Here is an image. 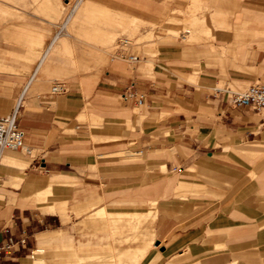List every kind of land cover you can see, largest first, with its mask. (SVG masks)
<instances>
[{
  "label": "crops",
  "instance_id": "1",
  "mask_svg": "<svg viewBox=\"0 0 264 264\" xmlns=\"http://www.w3.org/2000/svg\"><path fill=\"white\" fill-rule=\"evenodd\" d=\"M236 16L212 38H227L220 54H235L245 31L264 34V11L256 19ZM170 51L159 48L151 76L125 59L101 75L97 69L87 93L25 97L24 147L0 150V246L23 233L25 246L1 251L0 264H264V113L232 106L206 74L199 84L187 82L180 73H190ZM54 60L45 55L28 84L42 72L70 74L100 61ZM256 61V80L264 79V48ZM130 82L141 106L121 99ZM13 104L14 96L0 94V115ZM109 226L123 232L120 247L133 248L114 249L118 262L109 260ZM55 236L74 237L86 256L70 247L58 259L37 257Z\"/></svg>",
  "mask_w": 264,
  "mask_h": 264
},
{
  "label": "rangeland",
  "instance_id": "2",
  "mask_svg": "<svg viewBox=\"0 0 264 264\" xmlns=\"http://www.w3.org/2000/svg\"><path fill=\"white\" fill-rule=\"evenodd\" d=\"M48 1L0 0V94L12 95L14 101L22 91L24 97L31 93L49 92L57 82L65 84L69 91L87 93L88 80L97 69L101 75L111 62L125 60L119 55L121 47L139 55L138 61L126 62H137L139 73L148 76L153 73L159 48H171L169 57L175 58L177 65L190 73H180L184 80L199 84L201 74H206L228 95L230 90H244L252 80L260 77L262 66L258 65L256 55L264 48V34L245 31L243 41L235 47V54H220L219 50L227 44V38H212L215 33L229 30L230 23L235 25L238 14L240 17L259 18L264 11V0H88L87 6L91 10L80 12L78 18L70 23L68 21L84 0ZM255 26L259 24L255 23ZM123 38L128 40L127 45L121 44L120 39ZM27 44L32 46L31 52ZM46 52L54 56L57 64L66 61L75 66L77 62L91 58H99L100 61L95 67L84 68L79 64L72 74L42 72L41 81L29 85L31 74ZM180 59L183 62H179ZM53 67L49 63V68ZM5 152L13 151L6 149ZM132 153L131 157L137 158ZM109 228V247L113 251V259L118 262L119 252H131L133 248L120 247L123 232L117 230V226ZM77 233L80 235L82 231ZM137 233L139 231H136V237L131 236V240L127 237L125 242H134ZM145 237L142 233L143 244ZM146 243L150 244V239ZM77 244L76 247L74 237L62 239L55 236L39 246L43 252L36 256L51 261L58 259L57 252L73 247L75 257H85L86 253L80 250L81 242ZM148 244L138 256L144 255ZM108 248L104 250L107 253ZM134 259L120 264H136L138 261L134 262Z\"/></svg>",
  "mask_w": 264,
  "mask_h": 264
},
{
  "label": "built area",
  "instance_id": "3",
  "mask_svg": "<svg viewBox=\"0 0 264 264\" xmlns=\"http://www.w3.org/2000/svg\"><path fill=\"white\" fill-rule=\"evenodd\" d=\"M122 45H127L126 38L120 39ZM120 57L129 61H138L139 55L134 52H127L125 47H121ZM134 82H130L126 89L121 94L122 100L131 98L137 106L143 104L141 94L132 90ZM69 88L63 83H54L49 93L51 94H65ZM229 100L232 106H249L251 109L258 113H264V79L256 80L250 83L242 91L229 92ZM24 92H20L14 101L11 111L7 114L0 115V150H18L24 147V131L19 124V119L24 106ZM140 154V151H135ZM102 154H98L97 157ZM26 234L23 233L18 240L9 238L6 242L1 244L0 252L4 251L10 253L15 249L16 245L25 246Z\"/></svg>",
  "mask_w": 264,
  "mask_h": 264
},
{
  "label": "bare ground",
  "instance_id": "4",
  "mask_svg": "<svg viewBox=\"0 0 264 264\" xmlns=\"http://www.w3.org/2000/svg\"><path fill=\"white\" fill-rule=\"evenodd\" d=\"M46 1H48V0H46ZM224 1V0H223ZM49 2V1H48ZM226 2V1H225ZM228 2V1H227ZM42 3V2H41ZM45 4H47V3H45ZM89 3H88V0H84V1H82V3L80 4V6L78 7V9H77V13L75 14V15H73L72 16V18L68 21L69 23L70 22H73L76 18H78V15H79V13L80 12H83V11H86V12H88V11H90L89 9H88V5ZM215 4V3H214ZM43 5V4H42ZM49 5H51V3L49 2ZM225 5V4H224ZM223 5V6H224ZM40 7H42V6H40ZM47 7V6H46ZM49 7V6H48ZM234 7V6H233ZM50 8L51 9H53V6L51 5L50 6ZM94 8H96V7H94ZM98 8V7H97ZM223 8V7H222ZM98 10V9H97ZM107 12H108V10H106ZM121 13V12H120ZM116 15V14H115ZM119 15V14H118ZM117 15V16H118ZM121 15V14H120ZM124 15V14H123ZM125 16V15H124ZM119 17V16H118ZM126 17V16H125ZM120 18V17H119ZM121 18H122V16H121ZM128 18V16L126 17V19ZM130 19V18H129ZM120 22V21H119ZM118 22V23H119ZM122 22V21H121ZM223 22V21H222ZM248 22V21H247ZM221 24V23H220ZM189 27V26H188ZM187 30V29H186ZM194 30V29H193ZM205 31V30H204ZM27 40H31V39H27ZM28 43V42H27ZM31 43H33V42H31ZM24 45H26V42H25V44ZM33 45V44H32ZM27 46H28V49H29V51L30 50H33V48H32V46L30 45L29 46V44H27ZM31 52V51H30ZM39 55V54H38ZM37 55V56H38ZM45 55H47V52L41 57V60L43 59V57L45 56ZM39 57H40V55H39ZM41 62V61H40ZM32 75V74H31ZM113 259V255H111V256H109V260L111 261Z\"/></svg>",
  "mask_w": 264,
  "mask_h": 264
},
{
  "label": "water",
  "instance_id": "5",
  "mask_svg": "<svg viewBox=\"0 0 264 264\" xmlns=\"http://www.w3.org/2000/svg\"><path fill=\"white\" fill-rule=\"evenodd\" d=\"M159 242H157L156 244H158Z\"/></svg>",
  "mask_w": 264,
  "mask_h": 264
}]
</instances>
